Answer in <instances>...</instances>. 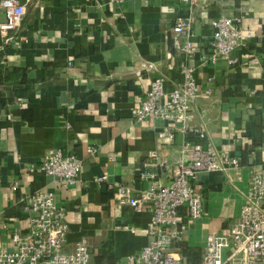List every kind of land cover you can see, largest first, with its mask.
Returning a JSON list of instances; mask_svg holds the SVG:
<instances>
[{
  "label": "crops",
  "instance_id": "crops-1",
  "mask_svg": "<svg viewBox=\"0 0 264 264\" xmlns=\"http://www.w3.org/2000/svg\"><path fill=\"white\" fill-rule=\"evenodd\" d=\"M19 2L25 13L12 39L5 42L0 34V247L12 248L11 234L25 231L23 206L30 195L48 191L64 210L65 250L84 238L89 264H138L130 257L148 242L151 213L121 204L118 185L138 195L150 173L168 183L180 144L194 138L161 119L136 121L131 108L154 77L168 86L179 81L184 38L172 27L177 16H191L197 49L186 62L199 88L192 122L206 125L217 150L239 159L238 169L200 172L193 182L203 213L194 220L182 215L180 240L198 252L189 264H199L206 237L228 231L250 177L264 174V0ZM220 16L237 18L252 38L227 60L202 64ZM164 130L174 132L171 143L158 142ZM50 149L81 160L75 184L62 185L37 170ZM152 151L162 165L146 164Z\"/></svg>",
  "mask_w": 264,
  "mask_h": 264
},
{
  "label": "built area",
  "instance_id": "built-area-1",
  "mask_svg": "<svg viewBox=\"0 0 264 264\" xmlns=\"http://www.w3.org/2000/svg\"><path fill=\"white\" fill-rule=\"evenodd\" d=\"M122 3L124 0H109ZM186 1V0H184ZM0 34L5 42L12 37L25 13L19 0H1ZM237 18L220 16L213 22L207 41V50L201 55L202 64H215L218 59H228L230 53L247 45L252 34L237 25ZM191 16H177L172 32L184 38L179 51L184 59L180 64V79L167 85L162 76L154 77L139 104L131 108L136 121L147 117L170 123L175 130L187 137L179 148L170 180L163 184L157 174L150 173L148 187L133 195L125 185H118L119 202L130 205L140 212L148 208L151 213L147 228L148 242L130 260L138 264H185L182 257L174 256L170 247L183 235L182 215L194 220L203 213L202 195L194 187L200 172L238 169L239 159L225 151L217 150L209 141L206 125L193 124V109L199 91L195 80V68L186 62L197 45L192 41ZM174 132L164 130L157 133L159 143H171ZM89 154L95 152L88 147ZM148 166L162 165L157 151L149 153ZM81 160L74 154H65L60 149H50L42 157L37 170L52 177L62 185L77 182ZM105 177L97 179L104 180ZM16 185L12 186V190ZM23 211L27 215V226L23 232L10 236L12 248L0 247V264H89L90 251L86 239H79L70 251L65 250L68 224L64 210L56 204L52 192L36 191L30 195ZM199 264H264V174L250 177L244 193L239 217L221 234L210 233L206 237Z\"/></svg>",
  "mask_w": 264,
  "mask_h": 264
},
{
  "label": "trees",
  "instance_id": "trees-1",
  "mask_svg": "<svg viewBox=\"0 0 264 264\" xmlns=\"http://www.w3.org/2000/svg\"><path fill=\"white\" fill-rule=\"evenodd\" d=\"M173 247H177V251L181 257H183L187 264H189V256L190 255H197V250L191 249L186 244H184L181 240L175 241L172 243L170 250L172 251Z\"/></svg>",
  "mask_w": 264,
  "mask_h": 264
}]
</instances>
